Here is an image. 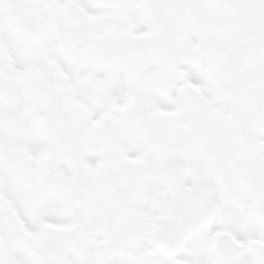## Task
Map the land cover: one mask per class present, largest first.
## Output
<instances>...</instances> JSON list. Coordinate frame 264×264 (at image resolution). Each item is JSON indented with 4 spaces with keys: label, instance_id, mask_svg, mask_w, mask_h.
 <instances>
[{
    "label": "snow or ice",
    "instance_id": "6c2138e0",
    "mask_svg": "<svg viewBox=\"0 0 264 264\" xmlns=\"http://www.w3.org/2000/svg\"><path fill=\"white\" fill-rule=\"evenodd\" d=\"M0 264H264V0H0Z\"/></svg>",
    "mask_w": 264,
    "mask_h": 264
}]
</instances>
